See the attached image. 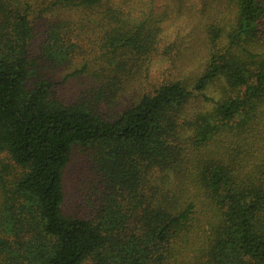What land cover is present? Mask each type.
Here are the masks:
<instances>
[{
    "label": "trees",
    "instance_id": "1",
    "mask_svg": "<svg viewBox=\"0 0 264 264\" xmlns=\"http://www.w3.org/2000/svg\"><path fill=\"white\" fill-rule=\"evenodd\" d=\"M159 4L0 0V264H264V0Z\"/></svg>",
    "mask_w": 264,
    "mask_h": 264
},
{
    "label": "rangeland",
    "instance_id": "2",
    "mask_svg": "<svg viewBox=\"0 0 264 264\" xmlns=\"http://www.w3.org/2000/svg\"><path fill=\"white\" fill-rule=\"evenodd\" d=\"M160 4L159 6H161L162 11H167V21L165 23V32L164 34H166L168 36V40L173 41L175 38H178V36L180 38L178 39H187L186 41L188 42V38L190 39V43L191 46L194 48L196 47L195 44H199V40L201 38V33L200 35L197 33L199 29V27L201 26V20H196L195 19L191 22H189L187 16H188V12L186 10L187 13H185V15H180L177 11V9H173V7H167L168 3L170 2V0H159ZM158 8V5H157ZM202 29V28H201ZM181 33V35L178 34ZM192 38L194 40H192ZM195 42V43H194ZM189 43V42H188ZM197 48V47H196ZM199 51V50H198ZM196 52V56L199 57V52ZM200 60V59H198ZM196 65H198L196 63ZM158 70V69H157ZM153 74L151 75L152 80H156V77H158V74L156 72V68L152 70ZM79 160V158H77Z\"/></svg>",
    "mask_w": 264,
    "mask_h": 264
}]
</instances>
